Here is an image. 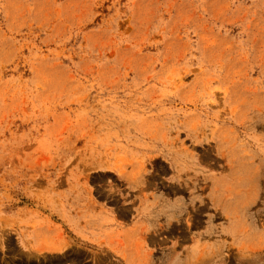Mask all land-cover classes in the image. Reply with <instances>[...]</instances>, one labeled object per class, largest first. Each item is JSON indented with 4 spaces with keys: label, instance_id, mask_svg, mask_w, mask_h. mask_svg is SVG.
I'll return each instance as SVG.
<instances>
[{
    "label": "rangeland",
    "instance_id": "374dc122",
    "mask_svg": "<svg viewBox=\"0 0 264 264\" xmlns=\"http://www.w3.org/2000/svg\"><path fill=\"white\" fill-rule=\"evenodd\" d=\"M0 264H264V0H0Z\"/></svg>",
    "mask_w": 264,
    "mask_h": 264
},
{
    "label": "crops",
    "instance_id": "0c3cea01",
    "mask_svg": "<svg viewBox=\"0 0 264 264\" xmlns=\"http://www.w3.org/2000/svg\"><path fill=\"white\" fill-rule=\"evenodd\" d=\"M47 219L51 220L50 217H41V220L43 222H41L39 226H37L34 230H31V235H32V238L31 240L33 241V243L35 244H38V245H42L41 242H43L42 240H47L49 239L48 238V235L49 233H51L53 231V229L55 228L53 226V224L49 223L48 221H46ZM53 222V221H52ZM54 223V222H53ZM123 226V229H128L131 227V224L130 223H126ZM111 226H107L105 227L106 229H109ZM105 228H101V230H104ZM87 230H90L88 228H86V231ZM98 229H95V232H97ZM86 233V236H87V239L86 240H81L82 242L86 243V244H95L94 242V238H95V235L93 233H90V232H85ZM48 241V240H47ZM90 242V243H88ZM46 245V244H44ZM107 246L109 247V249L111 251H113L115 254H117L119 257H121L124 261H129V255L124 253L122 250H120L117 246H114V245H111L110 243H107ZM47 249V250H45ZM37 251L39 252H43V250H45L44 252L45 253H51L52 249L51 248H48V247H36Z\"/></svg>",
    "mask_w": 264,
    "mask_h": 264
}]
</instances>
